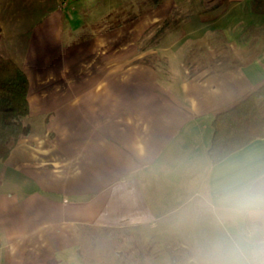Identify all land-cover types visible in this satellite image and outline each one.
<instances>
[{"label": "crops", "instance_id": "obj_1", "mask_svg": "<svg viewBox=\"0 0 264 264\" xmlns=\"http://www.w3.org/2000/svg\"><path fill=\"white\" fill-rule=\"evenodd\" d=\"M123 1L138 12L112 26L71 24L67 0L4 5L28 10L7 56L29 133L0 162V264H83L94 228L166 232L186 192L171 165L209 158L214 114L264 83V0Z\"/></svg>", "mask_w": 264, "mask_h": 264}, {"label": "clouds", "instance_id": "obj_2", "mask_svg": "<svg viewBox=\"0 0 264 264\" xmlns=\"http://www.w3.org/2000/svg\"><path fill=\"white\" fill-rule=\"evenodd\" d=\"M169 170L186 187L172 215L188 238L183 264H264V155L186 158Z\"/></svg>", "mask_w": 264, "mask_h": 264}, {"label": "rangeland", "instance_id": "obj_3", "mask_svg": "<svg viewBox=\"0 0 264 264\" xmlns=\"http://www.w3.org/2000/svg\"><path fill=\"white\" fill-rule=\"evenodd\" d=\"M7 1L0 0V55L4 56L8 55V49L16 48V42L25 41L26 33L21 28L26 27L22 23L28 13L22 8H6L4 5ZM92 1L67 0L66 6L59 10L71 24L74 20L86 23V20L105 19V15H108L104 21L111 26L124 19L130 20L132 13L138 12L136 9H117L119 5H124L123 0H100L98 6ZM134 2L136 5L141 3L139 0H126L125 5ZM130 22L126 25L127 30L132 26ZM160 227L166 228V232L139 234L129 228H94L83 234L78 251L84 259L83 264H183L187 255L186 234L175 226L172 217L161 221ZM170 252L174 259H171Z\"/></svg>", "mask_w": 264, "mask_h": 264}, {"label": "trees", "instance_id": "obj_4", "mask_svg": "<svg viewBox=\"0 0 264 264\" xmlns=\"http://www.w3.org/2000/svg\"><path fill=\"white\" fill-rule=\"evenodd\" d=\"M22 70L14 60L0 55V162L29 133L28 80ZM211 126L206 154L209 158L229 155L253 139L264 137V83L225 111L214 114Z\"/></svg>", "mask_w": 264, "mask_h": 264}]
</instances>
